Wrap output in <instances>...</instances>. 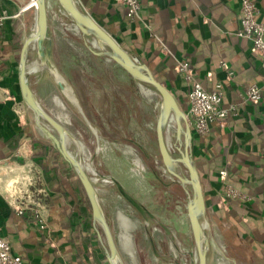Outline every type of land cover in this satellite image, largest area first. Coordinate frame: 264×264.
<instances>
[{
  "label": "crops",
  "instance_id": "crops-1",
  "mask_svg": "<svg viewBox=\"0 0 264 264\" xmlns=\"http://www.w3.org/2000/svg\"><path fill=\"white\" fill-rule=\"evenodd\" d=\"M254 2L258 8L256 19L264 23V0ZM78 3L130 55L147 64L154 77L172 92L179 106L187 108L191 84L180 74L178 62H188L194 78L204 88L211 89L216 82L222 84V102L234 104L236 114L212 122L205 135H193L190 146L205 201V222L211 232L205 264H264V71L251 39L237 35L238 0H140L139 17L134 20H129L125 8L113 0H78ZM25 5L19 0H0V15L5 16L0 22V236L9 239L12 252L21 257L22 264H109L104 252L105 240L97 233L99 226L92 218L89 230L72 222L66 213L65 199L32 159V139L43 138L33 132L32 116L18 86L19 52L35 17V10H30L32 6L24 8ZM49 31L51 56L62 74L56 54L63 49V42L50 30V24ZM88 50L94 54L89 70L95 73V78L90 76L85 81L79 77L80 85L83 83L89 89L88 101L82 106L77 98L90 122L92 153L97 152L95 159L125 141L101 133L107 124L102 122L100 114L107 107L113 108L105 92L109 83L103 77L112 75L115 66L105 55L97 54L98 49ZM33 53L35 58L36 51ZM72 56L76 55L72 53ZM116 67L126 77L130 76L120 66ZM226 68L232 72L231 76ZM32 73H38L43 84L46 82L50 87V81L56 84L45 69ZM252 83L262 90L256 102L243 99ZM126 122L125 127L130 131L132 120ZM112 126L123 128L122 123L117 126L113 122ZM22 131L23 136L17 140L15 136ZM149 134L147 128L140 134L148 137L142 143L148 152L153 147ZM71 143L75 144L68 139L69 149ZM222 169L226 170V182L246 199L223 195L219 174ZM40 189L43 190L38 194L40 201L45 198L42 204L46 229L39 228L30 211L16 212L21 197ZM107 206L108 209L102 203L122 263L132 264L119 242L118 209L112 201ZM135 226L134 221L130 232ZM165 226L168 231L161 227L169 234L171 229ZM135 259L136 264H142L140 256L139 260ZM152 261L150 256L144 258L145 264ZM189 261L191 264L190 256Z\"/></svg>",
  "mask_w": 264,
  "mask_h": 264
},
{
  "label": "rangeland",
  "instance_id": "rangeland-1",
  "mask_svg": "<svg viewBox=\"0 0 264 264\" xmlns=\"http://www.w3.org/2000/svg\"><path fill=\"white\" fill-rule=\"evenodd\" d=\"M19 1L21 5L30 2V0ZM46 6L50 30L63 42V49H60V54H56L62 75L74 87V92L83 106V103L88 101L87 92L89 89L88 87L84 88L83 83L80 85L79 77H83L85 81L90 76L95 78V73L91 69L89 70V61L93 60L94 54L88 50L86 45L91 46L95 43L92 48L99 49V43L94 36L83 35L79 29L75 32L72 29V25L75 23L59 7L56 0H46ZM30 10H34V7L32 6ZM32 29L34 26H31L30 30L29 27L25 28L26 31ZM84 40H86V45ZM33 52L34 49L31 48L27 57L28 62L34 58ZM72 53L76 55L75 58H73ZM109 62L115 66L113 73L104 76L103 79L109 83V89L105 92L112 100L113 108L110 110L107 107L100 114L102 122L107 124L105 130L104 128L101 129V133L113 139L121 138L125 143L116 144L117 148L106 152L103 157L96 156L93 163L97 174H92L87 170L88 175L93 178L94 186L98 195L103 197L102 203L106 209H108L107 204L112 201L127 218L133 223L136 222L135 228L130 232L135 249V258L137 257L139 260V256H144V258L150 256L153 261L149 264H190L188 251H195L186 216L187 192H190V188L188 185L182 186L175 177L167 172L157 149L155 124L159 112L160 97L150 85L133 79L131 76L126 77V73H121V69L116 67L118 64L112 60ZM38 76V73L30 74L29 81L36 92V96L38 95L39 102L48 113L56 117L66 127L76 143L82 142V146L80 143H71L70 151L84 166H88L93 154V137L87 123L62 94L57 84L49 80L50 87L46 82L45 84L41 83L43 79L40 80ZM140 83H143L152 93L146 95L141 89ZM180 107L184 110V106ZM27 110L32 116L31 123L35 134L44 140H49L38 125L48 128L50 132L56 134L45 120L40 117L35 119V115L28 108ZM184 112L186 113L185 110ZM127 120L128 122L132 120L131 125L129 123L130 131L125 127ZM113 122L117 126L122 123L123 128H113ZM146 128L150 132L149 136L153 144L150 152L144 151L142 146L148 137L140 136V134H144ZM136 134L139 135L138 138ZM165 134L170 152L174 157L179 156L175 145L182 147L183 139L181 137L180 142L176 141L175 123L173 121H170ZM136 138L137 141L133 143L132 140H136ZM176 171L180 175L187 176V171L181 163L177 164ZM98 173L101 175L113 174L122 183L124 189L150 210L160 223L168 225L171 232L166 234L160 224L151 219L145 224L139 213L121 197L112 180L110 178L105 180ZM200 223L204 235L210 239L211 232L207 229L205 216L201 218ZM119 230L120 226L118 225V233ZM151 243L156 253L153 252ZM194 262L197 264V259Z\"/></svg>",
  "mask_w": 264,
  "mask_h": 264
},
{
  "label": "water",
  "instance_id": "water-1",
  "mask_svg": "<svg viewBox=\"0 0 264 264\" xmlns=\"http://www.w3.org/2000/svg\"><path fill=\"white\" fill-rule=\"evenodd\" d=\"M59 6L63 9L64 13L70 17L73 23L78 27L83 35H92L99 43V51H94L93 45L87 47L97 54L105 55L108 59L114 61L121 68H123L133 79L150 85L154 91L159 95V112L156 118L155 133L159 154L163 165L167 172L175 177L182 186L188 185L190 192H187L186 201V216L190 227L195 251L188 252L191 264H196L194 261L197 259V264H205L206 253L209 247V239L204 235L201 226V218L205 215V201L200 183L198 170L194 164L190 153L191 141L193 138L192 129L187 123L186 113L179 106L176 98L172 92L159 80H157L150 71L147 64L140 62L136 57L130 55L119 42L111 36L104 27H102L86 10H84L77 0H56ZM33 6L35 10L34 29L29 31L22 42L19 52L18 62V86L21 99L34 115L35 119L42 118L45 120L56 132L53 134L43 126H39L45 136L50 139L61 155L74 169L81 186L85 192L87 200L91 208L92 221L99 226L97 233L99 238L105 240L104 252L109 264H123L112 232L110 230L108 221L104 214L101 198L97 193L94 186L93 178L88 175V171L92 174H97L95 165L93 163L94 156L97 152L90 157L91 162L88 166H84L79 159L67 147L68 139L76 140L66 127L54 116L48 113L39 102L37 96L33 92L29 75L36 70H47L51 78L59 87L63 95L75 107L83 120L90 126V122L86 117L79 100L68 81L57 69L52 56H51V34L49 31L48 15L46 0H34L33 3L28 2L24 8ZM36 51V56L30 62L27 61L28 52L30 48ZM170 121L175 123V137L176 141L180 142L182 137V147L176 146L175 148L179 156L174 157L168 148L165 138V131ZM180 144V143H179ZM181 163L186 171L187 176L180 175L176 171V166ZM99 174V173H98ZM105 180L110 178L114 183L121 197L132 206L147 224L148 220L158 222L164 229L168 228L160 223L156 216L148 210L141 202L130 195L124 187L111 175H101ZM187 191V190H186ZM146 232H148L146 230ZM149 234V233H148ZM152 250L156 253L153 244L151 243Z\"/></svg>",
  "mask_w": 264,
  "mask_h": 264
},
{
  "label": "built area",
  "instance_id": "built-area-1",
  "mask_svg": "<svg viewBox=\"0 0 264 264\" xmlns=\"http://www.w3.org/2000/svg\"><path fill=\"white\" fill-rule=\"evenodd\" d=\"M113 2L125 8V14L129 20L139 17L140 0H113ZM238 3L239 29L237 35L251 39L253 51L260 57L264 71V23L256 19L258 8L254 0H238ZM4 18V15H0V22ZM222 65L224 66L223 62ZM177 68L182 77L191 84L187 93L186 119L192 131L198 135H205L209 132L212 122L224 121L229 115L236 114L234 104H223V86L220 82H216L211 89H206L194 78L188 62H178ZM226 70L228 76H231L232 72L227 68ZM261 95V87L252 83L246 88L243 99L256 102L261 98ZM219 174L225 197L246 199L244 194L226 182V170H220ZM41 192L43 190L40 189L37 193H29L21 197L16 212L22 214L26 210L30 211L39 228L46 229L44 206L38 195ZM0 264H22L21 257L12 252L10 241L4 236H0Z\"/></svg>",
  "mask_w": 264,
  "mask_h": 264
},
{
  "label": "trees",
  "instance_id": "trees-1",
  "mask_svg": "<svg viewBox=\"0 0 264 264\" xmlns=\"http://www.w3.org/2000/svg\"><path fill=\"white\" fill-rule=\"evenodd\" d=\"M16 59L18 60V57ZM184 110L187 111V108L184 107ZM23 134L22 131L15 138L19 140ZM192 134L196 133L192 131ZM32 159L42 169L48 180L55 185V190L65 199L69 219L78 223L80 228L89 230L92 215L83 187L74 169L53 142L50 139L43 140L34 137L32 139ZM42 202L45 203L44 197ZM140 259L142 264H145L144 256H140Z\"/></svg>",
  "mask_w": 264,
  "mask_h": 264
},
{
  "label": "bare ground",
  "instance_id": "bare-ground-1",
  "mask_svg": "<svg viewBox=\"0 0 264 264\" xmlns=\"http://www.w3.org/2000/svg\"><path fill=\"white\" fill-rule=\"evenodd\" d=\"M30 2L33 3L34 0H30ZM72 29L75 32H77V30H78V28L75 24L72 25ZM140 87L143 90V92L146 93V95L152 93L150 89H148L146 86L143 85V83L142 84L140 83ZM81 152H82V150H81ZM116 215H117V219H118L119 226H120L118 237H119V242H120L121 248L124 251L125 255L128 256L130 262L132 264H136L135 251H134V247H133L131 233L129 230L133 221H131L129 218H127L120 210H117Z\"/></svg>",
  "mask_w": 264,
  "mask_h": 264
}]
</instances>
